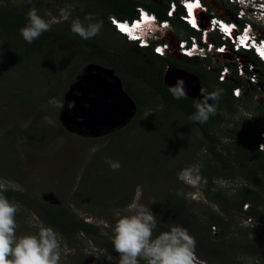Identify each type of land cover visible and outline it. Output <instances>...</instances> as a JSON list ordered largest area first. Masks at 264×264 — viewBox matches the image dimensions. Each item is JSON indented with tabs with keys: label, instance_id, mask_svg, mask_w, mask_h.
Segmentation results:
<instances>
[{
	"label": "rangeland",
	"instance_id": "1",
	"mask_svg": "<svg viewBox=\"0 0 264 264\" xmlns=\"http://www.w3.org/2000/svg\"><path fill=\"white\" fill-rule=\"evenodd\" d=\"M12 1L18 7L37 8L31 3L32 0L30 3L29 0ZM143 1L161 3V0ZM206 2L211 8L207 17L218 15L229 21L234 19L232 14L237 7L230 0ZM43 4L44 8L37 9L41 15L50 12L58 16L60 9L70 12L68 21L53 27L67 26L66 34L77 36L70 31L71 19L83 20L86 14H93L94 21L103 22L96 38L101 42L111 41L110 30L96 8L77 1L44 0ZM173 33V29L169 30L161 38L172 43L176 38ZM179 36H185L184 32L181 31ZM20 37L0 33V194H24L25 200L17 204V235L35 234L40 225L49 226L42 219L37 203L63 206L85 222L100 227L107 239L80 234L76 248L65 244L62 246L60 264H118L119 254L111 243V221H115L114 210L124 209L126 206L122 204L132 199L137 185L143 188L141 202L146 206L152 201L169 202L179 198L193 205L191 211L200 221H208V208L205 205L210 202L202 191L204 183L213 179L225 190L235 188L237 183L217 177L203 136L188 117L176 109L168 111L158 98L146 97V100L142 96V101L147 102L141 104L140 108L126 89L124 81L128 76L122 63L117 64V69L91 64L109 70L111 75L100 72V76L112 84L116 82L114 77L120 80L137 108L127 123L115 128L98 125L77 127L76 123L62 119L65 98L70 92L73 99L81 95L76 89L71 91V88L81 81L91 65L80 66L67 50L51 41H33L29 44ZM121 50L123 54H135L148 60V56L141 55L136 47L121 45ZM222 62V59H211L208 63L185 60L181 65L185 69L166 67L163 81L166 83L168 79L173 86L177 78L184 79L190 97L200 100L202 90L210 93L222 89L213 83L215 70ZM90 70L93 74L97 73L96 69ZM201 71L212 80L206 88L197 74ZM191 76L195 77L192 81L189 80ZM218 81L221 82L219 76ZM197 84L201 85V91L197 89ZM263 84L254 88L242 86V100L224 106L222 121L215 127L217 135H231L223 142L249 133H256L258 141L264 131V116L256 101L260 90H264ZM82 85L88 87L85 82ZM85 97L79 105L94 110L90 105L91 99L96 97L92 90ZM50 98H55L62 106L49 104ZM69 101L73 103L72 99ZM111 101L110 96L103 98L104 105ZM67 113L75 115L71 111ZM73 119L81 120L75 116ZM120 131L124 133L115 135ZM108 160L118 161L120 168L115 171L110 169ZM192 165L199 166L201 176V182L196 186L177 179L178 172ZM213 209L216 211L218 208ZM199 227L202 228V225ZM259 227L264 228V224H259ZM214 229L212 227V231ZM59 237L61 243H65L60 234ZM194 259L208 264L195 249ZM244 263L251 264V260L245 259Z\"/></svg>",
	"mask_w": 264,
	"mask_h": 264
},
{
	"label": "trees",
	"instance_id": "2",
	"mask_svg": "<svg viewBox=\"0 0 264 264\" xmlns=\"http://www.w3.org/2000/svg\"><path fill=\"white\" fill-rule=\"evenodd\" d=\"M57 1H77L80 4H86L87 7L89 5V7L99 10L100 17L105 20L110 30L111 41L101 42L98 37L82 40L79 36L66 34L67 26L64 25L52 27L50 31L43 33L35 41L41 43L51 41L57 47L67 50L83 67L100 64L117 69V64L125 65V73L128 76L127 81H124L126 89L135 98L138 106L141 108V104L145 105L148 98H158L168 111L176 109L182 112L202 134L207 152L215 165L214 171L217 172V177L226 182L237 183L235 188L228 190L221 188L213 179H208L204 183L202 191L210 202L209 205H205L209 215L206 222L200 221L192 213V204H187L186 201L179 198L169 202L152 201L147 207L156 214L157 228L155 231L157 234L167 231L173 225L184 227L194 237L195 251L208 264H245V259L251 260V264H264V228L259 227V224H264V151H260L257 147L256 137L258 135L256 133L245 134L225 143L223 139H228L231 135L221 137L215 132V127H218L222 121L224 106L228 107L230 103H238L242 100V98L232 96V91L237 87L248 85L241 78L231 82H219L218 75L214 74L213 83L223 89L220 100L215 103V115H211L208 121L203 124L193 121L190 117L195 111L194 104L198 100L187 95L181 100H174L168 92L170 85L163 81L164 70L166 67L182 68L181 65L185 60H199L206 63L210 60L176 59L170 55L165 57L156 55L152 48H139L136 43L129 42L124 35L116 31L109 20L110 18L132 20L138 16L137 9L143 8L155 14L160 21H170L176 41L189 40L190 37L199 34L180 18L185 14L180 5L181 0H161V3L143 0ZM31 3L37 6L36 9L45 7L44 0H32ZM172 3L178 9L177 16L174 18H170L167 14ZM30 9V6L18 7L13 4L12 0H0V33L13 38L20 37L19 30L25 25L26 14ZM181 31L185 36H179ZM212 41L218 44L222 43L214 34H212ZM121 45L136 47L141 55L148 56V60L135 54H123ZM241 55L254 61L264 72V62L254 54L242 51ZM183 68L185 69V67ZM197 74L202 78L203 86L208 87L212 80L202 71ZM142 96L147 99L142 101ZM257 106L264 116V103L257 104ZM124 131L115 133V135L124 133ZM0 196H4L12 203L15 201L16 205L25 200L24 194L21 193L13 195L10 192H4ZM14 197L17 199L13 200ZM130 202L131 200H127L122 205L126 206ZM245 205L248 206L247 210L244 209ZM36 207L44 222L63 238L65 243H61V246L65 244L76 248L79 243L78 237L83 233L90 237L107 239L100 227L78 218L66 207L42 202L37 203ZM213 208L218 209L215 211ZM18 212L19 210L15 214V219H18ZM246 219H252L253 224L244 225L243 221ZM114 222L111 221V225H114ZM200 225L202 228L199 227ZM212 227L219 230L216 235H214ZM140 264H144V261L141 260Z\"/></svg>",
	"mask_w": 264,
	"mask_h": 264
},
{
	"label": "clouds",
	"instance_id": "3",
	"mask_svg": "<svg viewBox=\"0 0 264 264\" xmlns=\"http://www.w3.org/2000/svg\"><path fill=\"white\" fill-rule=\"evenodd\" d=\"M30 2L31 0H29ZM239 2L246 6L244 11L247 13L249 10H253L249 4L253 7L264 8V4L256 5L253 0H239ZM257 2L258 4L264 3V0H257ZM197 3L200 8H202L201 5L207 8V11H196V19L201 24L200 29L204 30L210 20V17H207L210 5L207 4L206 0H198ZM175 16H177V11ZM211 16L218 17V15ZM69 18L70 12L66 9H60L58 16H54L50 12L41 15L36 8H31L26 14V23L20 28L19 34L24 41L31 44L43 33L50 31L53 25L68 21ZM256 18L264 22V12H260ZM161 22L155 14L152 17L144 15L139 23L133 25L132 29L122 27V31L128 32L130 35L135 31L138 33L135 38L141 41L145 40L153 45L167 44L174 46L173 48L177 50L181 40H174L171 43L161 38L166 32L172 30L170 21H165L166 24H161ZM240 22L243 23L244 20ZM254 23L252 22L253 28L251 26L248 29L250 34L256 28ZM102 26V21L93 20V14H86L83 20L80 18L71 19L69 27L71 33L79 36L82 40H88L99 35ZM195 32L199 35L194 36L196 39L194 48L196 50L202 47L206 49L207 37L202 38L201 31L195 30ZM212 34L219 39L220 36L216 32H210V41L215 43L212 41ZM262 34L264 36V32ZM228 43L231 45L230 41ZM246 49H242L241 52H250ZM207 53L211 56V51ZM182 58L189 59L180 55L176 57V59ZM195 58L212 59L210 57L203 59L199 56ZM219 59L225 63L222 62L217 69L232 68V65L237 64L236 58H234L233 63L227 62L223 58L217 60ZM244 60L248 59L245 58ZM168 92L174 100L185 98V80L177 78L173 86H168ZM222 92L223 89H217L210 93H205L202 90V98L194 104L195 111L190 118L201 124L207 122L211 115H215L214 102L220 98ZM209 101L213 103H209ZM48 103L58 107L62 106L55 98H50ZM67 106L71 109L74 104L69 101ZM107 163L109 168L114 171L120 168L118 161L108 160ZM177 179L184 184L196 186L201 182L199 166L192 165L182 169L177 173ZM142 197L143 188L141 185H137L131 202L124 209L117 208L114 210L115 222L112 225L111 243L114 251L119 254L118 264H140L141 260L144 261V264H194V237L188 233L187 229L179 225H173L167 231L154 235V230L157 228L156 214L141 202ZM17 210L16 204L4 196H0V264H60L62 246L59 234L50 226L40 225L35 234L17 235L15 220Z\"/></svg>",
	"mask_w": 264,
	"mask_h": 264
},
{
	"label": "built area",
	"instance_id": "4",
	"mask_svg": "<svg viewBox=\"0 0 264 264\" xmlns=\"http://www.w3.org/2000/svg\"><path fill=\"white\" fill-rule=\"evenodd\" d=\"M197 3L198 0H181L180 5L184 9L185 14L182 16H187L188 8L187 5L191 4V2ZM231 4L237 7V11L232 14L233 20L229 21L227 19L219 18L217 16H210L209 22L206 24V29L204 30V36H209L210 32L215 31L222 41L221 44L212 43L207 48H200L196 50L194 48L195 37H190V41L181 40L179 42V46L177 50H175L171 45L167 44H150L144 41H137L136 44L139 48H152L154 54L165 57L167 55L170 56H184L186 53L188 56H193L195 58L199 56L203 59L212 58L214 61H217L218 58H223V60L227 62L233 63L234 58L237 60L236 65H232V68L223 67L222 69H216V74L220 77L221 81L231 82L235 81L237 78L243 79L248 87L254 88L256 86H260L261 83H264V72L257 66V64L252 60H244L242 58L236 57V52L232 51L230 53H224L225 49H234L237 48L241 52V47H247V50L252 52L258 59L264 62V22L259 21L256 16L260 12H264V8L253 7L251 4L252 11L249 10L244 11L245 7L242 5L239 0H230ZM253 3L256 5L264 4L259 3L257 0H253ZM199 4L200 1H199ZM176 6L175 4H171ZM177 7V6H176ZM204 11H207V8L202 7ZM138 16L133 18L132 20H119V19H111L112 26L122 35H128L131 38H134L138 35L137 32L133 31L131 35L128 32L122 31V27H127L128 29H132L134 24H137L141 21L142 16L147 15L152 17V13L143 8H138ZM198 7L192 9V11H198ZM191 16V14H189ZM243 26L239 25L240 21H243ZM252 22H255V30L252 31V34L248 31V29L252 26ZM241 23V22H240ZM161 24H166L165 21H162ZM190 26L189 23H187ZM192 28V27H191ZM232 29L235 31L234 35H230L225 29ZM230 41L231 45L228 43ZM159 49V51H157ZM208 51H211V56L208 55ZM183 53V54H182ZM211 70V69H209ZM261 77V78H259ZM264 85V84H263ZM261 89V88H260ZM260 94L257 97L256 101L259 104L264 103V90H260ZM234 97L241 98L243 96L242 89L237 87L233 90ZM257 147L260 151H264V131L261 132L260 137H258ZM244 209L247 210L248 206H244ZM243 224L246 226L252 225V219H246L243 221ZM214 235H216V229H214ZM252 237V236H251ZM194 264H201L198 260L194 259Z\"/></svg>",
	"mask_w": 264,
	"mask_h": 264
},
{
	"label": "water",
	"instance_id": "5",
	"mask_svg": "<svg viewBox=\"0 0 264 264\" xmlns=\"http://www.w3.org/2000/svg\"><path fill=\"white\" fill-rule=\"evenodd\" d=\"M90 69H96L97 73H91ZM100 72L111 75L109 70H106L99 66L91 65L90 67H88V71L86 75L82 77L81 81L71 88V91L76 89L80 92L81 95L75 97L74 99L72 98L71 92L67 95V97L65 98L66 104L64 106L65 112L62 118L63 120L73 123L75 122L77 127L81 128H88L89 126L95 125H98L100 127L107 126L109 128H115L118 125L127 123L131 119L134 110H136L137 108L135 102L125 92L120 80L114 77V80L116 82L115 84H112L105 77L100 76ZM193 79H195V77L191 76L189 80L192 81ZM82 82L87 83L88 87L82 85ZM170 82L168 81V79H166V83L172 86ZM185 87L187 88V86ZM196 87L201 91L200 84H197ZM90 88L93 94L96 96L90 101V105L94 110H91L90 108H84L79 105L80 100L86 98L85 96L91 91ZM105 95L106 97L110 96V98L112 99V101L110 103H107L106 105L103 104V98L105 97ZM186 95L190 97V95L187 93V89ZM199 97L200 99L202 98L201 95ZM70 99L73 100L74 104V107L71 109H69L67 106ZM74 108L81 111L80 115H74L75 118L79 117L81 120L75 121V119H73L74 116H71L67 113V111L75 113ZM124 108L126 109V111H123Z\"/></svg>",
	"mask_w": 264,
	"mask_h": 264
},
{
	"label": "bare ground",
	"instance_id": "6",
	"mask_svg": "<svg viewBox=\"0 0 264 264\" xmlns=\"http://www.w3.org/2000/svg\"><path fill=\"white\" fill-rule=\"evenodd\" d=\"M191 4H192V5H194V7H193V8H195V7H197V6H198V3H194V1H192V2H191ZM193 8H192V9H193ZM125 28H127V27H125ZM225 30H226V29H225ZM226 31H227V32H228L230 35H234V34H235V31H234V30H232V29H228V28H227V30H226Z\"/></svg>",
	"mask_w": 264,
	"mask_h": 264
},
{
	"label": "snow or ice",
	"instance_id": "7",
	"mask_svg": "<svg viewBox=\"0 0 264 264\" xmlns=\"http://www.w3.org/2000/svg\"><path fill=\"white\" fill-rule=\"evenodd\" d=\"M194 7V5H192V4H188L187 5V8H188V12H189V14H191V12H192V8ZM227 30V29H226ZM157 51H159V49H157ZM262 54H264V53H262Z\"/></svg>",
	"mask_w": 264,
	"mask_h": 264
},
{
	"label": "flooded vegetation",
	"instance_id": "8",
	"mask_svg": "<svg viewBox=\"0 0 264 264\" xmlns=\"http://www.w3.org/2000/svg\"><path fill=\"white\" fill-rule=\"evenodd\" d=\"M191 98V97H190ZM199 101V100H198ZM74 112H75V115L77 116V115H80V113H81V111L80 110H78V109H76V108H74ZM75 123V122H74Z\"/></svg>",
	"mask_w": 264,
	"mask_h": 264
},
{
	"label": "crops",
	"instance_id": "9",
	"mask_svg": "<svg viewBox=\"0 0 264 264\" xmlns=\"http://www.w3.org/2000/svg\"><path fill=\"white\" fill-rule=\"evenodd\" d=\"M222 14V13H221Z\"/></svg>",
	"mask_w": 264,
	"mask_h": 264
}]
</instances>
